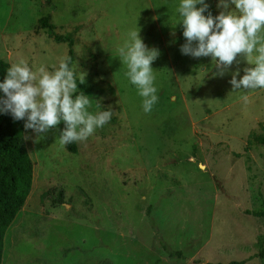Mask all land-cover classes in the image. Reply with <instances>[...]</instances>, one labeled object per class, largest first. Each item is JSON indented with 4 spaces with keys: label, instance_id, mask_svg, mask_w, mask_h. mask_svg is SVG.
Listing matches in <instances>:
<instances>
[{
    "label": "rangeland",
    "instance_id": "obj_1",
    "mask_svg": "<svg viewBox=\"0 0 264 264\" xmlns=\"http://www.w3.org/2000/svg\"><path fill=\"white\" fill-rule=\"evenodd\" d=\"M215 16L217 0H206ZM178 0H0V59L33 69L71 57L85 94L112 119L61 146L25 129L31 193L5 236L3 264H264V89L232 91L212 58L184 55ZM138 25L158 102L146 114L116 48ZM174 33V35H173ZM239 79V76L237 77ZM247 96V99H244ZM180 251L182 256H170Z\"/></svg>",
    "mask_w": 264,
    "mask_h": 264
},
{
    "label": "clouds",
    "instance_id": "obj_2",
    "mask_svg": "<svg viewBox=\"0 0 264 264\" xmlns=\"http://www.w3.org/2000/svg\"><path fill=\"white\" fill-rule=\"evenodd\" d=\"M216 7L220 11L214 16L206 0H178L171 25L183 28L181 53L195 58L210 56L221 76L234 61L239 63L236 58L243 54L251 66L244 68L242 76L239 68L231 73L232 91L264 89V0H217ZM116 52L126 66L128 82L141 97L144 113H150L158 102L152 64L159 50L145 44L136 24ZM86 75L71 57L62 58L50 70L49 66L34 70L21 58L0 80V114L23 120L24 128L37 134V141L61 122L64 127L57 137L61 146L86 141L113 116L111 106L103 108L98 99L78 87L85 84Z\"/></svg>",
    "mask_w": 264,
    "mask_h": 264
},
{
    "label": "trees",
    "instance_id": "obj_3",
    "mask_svg": "<svg viewBox=\"0 0 264 264\" xmlns=\"http://www.w3.org/2000/svg\"><path fill=\"white\" fill-rule=\"evenodd\" d=\"M10 65L7 60L0 59V80ZM253 145L264 146V125L262 133L249 135L246 151ZM33 178L34 162L27 146L24 121H15L10 114H0V264L4 260L6 233L26 204ZM249 213L264 218V198L260 199L259 208ZM176 255L181 257L182 253L170 252L171 257ZM259 257H264V248ZM250 260L228 264H246Z\"/></svg>",
    "mask_w": 264,
    "mask_h": 264
}]
</instances>
